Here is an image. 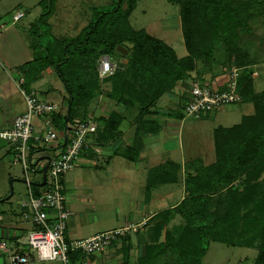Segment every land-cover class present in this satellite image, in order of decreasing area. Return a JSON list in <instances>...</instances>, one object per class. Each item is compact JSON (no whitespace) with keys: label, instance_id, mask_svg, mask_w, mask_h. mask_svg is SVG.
Returning a JSON list of instances; mask_svg holds the SVG:
<instances>
[{"label":"trees","instance_id":"1","mask_svg":"<svg viewBox=\"0 0 264 264\" xmlns=\"http://www.w3.org/2000/svg\"><path fill=\"white\" fill-rule=\"evenodd\" d=\"M167 1L179 7L180 29L188 50L183 57L145 30L131 27L129 16L137 0H113L106 11L92 8L91 21L72 38H55L50 33L48 19L56 0L40 1L42 10L28 29L32 60L18 69L24 75L27 90L31 80H36L47 68L60 81L65 93V112L57 111L49 120L58 133H69L74 120L88 117V107L98 95L99 82L105 81L110 85L109 99L125 108L137 109L136 120L139 131H143L134 135L133 145L122 155L134 161L137 144L141 145L142 136L148 133L146 129L153 127L152 134L161 129L158 121L148 120L151 109L163 94L184 83L194 70L197 55L189 45L192 35L200 34L197 40L202 41L205 25L211 23L214 37L222 30L221 39L229 44L237 38L235 31L246 28L251 18L239 4L229 6V0ZM256 3L263 14L264 4L261 0ZM123 51H127L125 56ZM103 55L116 63L125 57L126 63L122 64V70L99 80L94 65ZM253 72L240 69L237 77V93L241 101L252 104L253 112L244 115L238 124L214 129L215 159L211 164L194 160L185 165L184 196L172 209L150 218L144 255L136 264H158L167 252H171L176 264H200L211 243L256 249L253 264H264V90H255ZM120 122L121 116L114 113L102 126L115 131ZM179 170L180 165L172 161L154 168L146 183L145 198L154 186L176 183ZM32 192L39 195L35 189ZM176 216L180 218L179 225L168 227ZM129 236L116 239L123 243L124 262L128 258L125 243ZM82 260L84 256L79 252L69 255V264Z\"/></svg>","mask_w":264,"mask_h":264},{"label":"crops","instance_id":"2","mask_svg":"<svg viewBox=\"0 0 264 264\" xmlns=\"http://www.w3.org/2000/svg\"><path fill=\"white\" fill-rule=\"evenodd\" d=\"M60 1L61 0H56L54 14L57 13V6H59ZM67 3L69 6V14L67 15L69 19L66 18L64 21H77L78 19L75 18L76 14L80 16L85 14L83 19L85 23L91 21L92 8H87L86 0H67ZM19 6H17L16 9H22ZM80 7H84L83 10ZM88 9L89 13L87 12ZM22 10L26 14L27 11L24 9ZM52 17L50 19H52ZM17 23L7 26L0 33V129L9 128L14 118L26 110L25 101L15 85V79L23 75L18 68L32 60V55H30V51L27 49L28 47L31 48L28 29L33 23H30L29 27L24 26L25 28L21 29L16 28ZM178 29L181 32L179 21ZM54 35L67 38L74 37L67 36L64 32H58L57 35ZM24 38L27 42L29 41V43L22 45L21 41L24 40ZM181 40L182 46L184 47L183 38ZM169 46L174 50L173 46ZM50 73L51 71L44 72L36 80H31L28 88L36 91L40 99L56 104L58 106V111H60V107H62L63 104V96L65 95L61 83L54 89H48L45 84L41 83L46 80L44 76ZM257 77L258 75L253 77L254 84ZM22 78L24 79V77ZM193 81H198L213 89H221L226 85L228 75L222 73L217 68L191 72L184 83L176 84L170 92L163 94L155 107L151 109L152 113L148 115V120L158 121L161 129L155 134L151 132L153 127L146 129L147 131L145 132L148 133L142 136L141 145L137 144V158L134 161L127 160L122 155L128 147L133 145L134 135L139 131V123L136 120L137 109L125 108L118 105L104 96V94H100L90 102L88 116L92 117L93 122L96 124V131L88 135L86 141L89 147L80 154L75 162V166L77 164L85 166L88 173H85L83 183L78 182L76 174L72 170L63 177L65 183L66 206L70 212L65 233L66 238L90 237L100 232L123 227L128 223L143 224L139 231L130 234L128 241L125 243V246L129 249L126 262L123 261L121 249L123 243L121 240H116L103 253L87 258L84 257L87 264H136L137 259L144 255L146 241V236L144 234L149 226L148 223L150 218L159 212L172 209L184 196L183 181L185 178V165L194 160L201 161L203 165H208L213 162L205 163L200 156H196L192 159L190 158L186 161L188 156L186 157L184 153L183 144L181 142V132L185 130L186 136H193L186 132V129L188 130L191 128V124L193 127H196V129L202 131L205 130L202 129L203 127L210 124L209 119H211L212 124L216 125L214 127L212 125V129H210L213 139L214 129L218 127H231L223 126V123L220 122L233 118L237 111L236 109H229L231 106H223L212 112L211 117L209 114L204 116L203 118L206 119L202 122L192 121L186 124V120H184L182 114V107L189 96L190 86ZM114 113L121 116V122L115 131L107 126H102V123ZM243 116H241V118ZM47 121L49 122V119H34L33 123L35 130H43ZM203 123L206 125H203ZM141 131L143 130L139 132ZM196 137L199 139V134H197ZM177 139V148H172L171 144ZM193 140L192 142L194 143ZM57 147V145L50 148L45 147L31 152V161L37 169L36 172L29 173L28 180H26L24 171L21 168L23 177L15 178L16 181L25 185L27 192L28 190L32 191L34 189L41 192L44 180L42 170L47 167L48 161L54 155ZM40 150H42V152ZM174 150L178 152V157L181 158V162L171 159V154ZM1 151L4 152L2 157L8 156L10 160H12V164L16 163L13 161L10 148L7 144L0 142V152ZM34 153H37L36 159H33ZM168 161L180 165L178 180L174 183L178 188L174 193L171 188L167 191H158L160 186L174 184L154 186L150 190L149 197L146 199V183L150 173L158 165ZM120 183L124 189L123 194L117 193L121 185ZM12 195L13 192H10L9 196L0 198V222H3L4 217H6L5 224L0 225V231L3 232L2 237L4 238L3 241L0 240V254L3 255L5 264L9 255L20 252L26 247L24 244L26 234L33 229L29 212L22 209L20 204L19 208L16 210L11 207H9L8 210H3L2 207L4 204L8 203ZM19 199L20 203L23 198L19 197ZM112 210L115 212V216L111 225L95 228V226L100 224L101 214ZM1 213L5 215L2 216ZM170 224L168 227L171 226ZM87 226L89 230L86 232L84 228ZM168 227H166V229ZM166 229L162 231V234Z\"/></svg>","mask_w":264,"mask_h":264},{"label":"rangeland","instance_id":"3","mask_svg":"<svg viewBox=\"0 0 264 264\" xmlns=\"http://www.w3.org/2000/svg\"><path fill=\"white\" fill-rule=\"evenodd\" d=\"M41 0H0V19L9 20L10 13L15 11L16 7L26 10V14L24 17L20 19L17 23L16 28L21 29L26 26L29 27L30 23H34L35 19L40 14L42 7L39 4ZM257 0H229V6L238 5L242 6L245 14L251 15V18L247 22L246 28H239L235 34L237 38H233L231 43L227 44L223 42L221 38H224V32L221 30L217 36L214 37L213 33V25L207 23L205 25L206 31L203 34L204 39L202 41H198L200 38V34H193L189 45L192 48L195 55H197L196 60H194V70L192 72H199V70L205 69H213L217 68L222 73H226L228 78L230 77L231 72L234 69H240L242 71L252 69L254 71L253 77H258L255 80V89L256 90H264V13L262 14V9H260L259 5L256 3ZM264 4V0H261ZM59 6H57V13L52 15L48 19V24L50 25V33L55 38H67L64 36H55L58 32H64L67 36L76 37L79 32L89 23H85L83 20L85 14L80 16L79 14L75 15L77 21H64L69 14V6L67 5V0H61L59 2ZM87 8H95L98 10L106 11L111 8L113 0H86ZM56 5V4H55ZM56 8V6H55ZM82 10L83 8L80 7ZM19 9V8H18ZM17 10V9H16ZM85 10V9H84ZM89 9L87 10V12ZM89 13V12H88ZM91 13V12H90ZM52 17V19H50ZM178 21L180 25V16H179V7L177 4L169 3L167 0H137L135 9L130 13L129 16V24L133 29H143L148 34L162 40L163 42L174 47V50L178 57H183L188 54V50L186 47L182 46V37L181 32L178 29ZM15 26V25H14ZM25 26V27H24ZM213 27V28H212ZM25 30V29H23ZM181 30V29H180ZM65 35V36H66ZM24 36V35H23ZM72 38V37H71ZM202 38V37H201ZM31 42V39L29 40ZM29 41L22 40L21 44H28ZM28 47V46H27ZM126 47L129 48L130 45L126 44ZM31 53V48L28 49ZM127 51H123L122 55L125 56ZM126 63V58L123 57L117 63V70L120 71L123 69L122 64ZM98 63L95 61V69L97 71ZM51 71V73L47 76H44L46 80L41 83L45 84L48 89L55 88L60 85V82L51 68L45 69L44 72ZM257 73V74H256ZM100 80V79H99ZM52 89V92H53ZM98 95L104 94L107 97V93L110 90L109 83L105 81L99 82ZM259 92V91H257ZM108 98V97H107ZM113 101V100H112ZM65 102L63 100L62 107H60L61 113L65 112ZM229 109H236L237 113L233 118L228 119L226 121L220 122L223 123V126H232L240 121L241 116L247 115L253 112L252 104L248 102L241 101L237 105L231 106ZM208 115V114H207ZM210 117L212 116L209 113ZM232 115V114H231ZM206 116V115H205ZM202 116L199 119H192L184 117L186 120V124L192 121H204ZM209 118V117H208ZM208 120V119H207ZM210 124L203 127L205 130H198L196 127L190 125V129H186L191 135L186 136L185 130L181 132V142L183 144V149L185 156L188 159H192L194 157H202L203 162L208 163L214 161L215 153H214V145L213 139L211 135L210 129L216 126L212 124L211 119H209ZM185 124V125H186ZM203 125H206L203 123ZM207 130V131H206ZM197 134H199V139H197ZM194 139V140H193ZM194 141V143L192 142ZM178 139L173 141L171 144L172 148H177ZM42 152V150H40ZM3 151L0 152V198L9 196L10 192H13L12 197L9 199L7 204H4L2 207L3 210H8L9 207L16 210L19 208V197L25 198L27 190L24 184L19 181H16L15 178H22L23 174L21 171V167L19 164H12V160L8 156H3ZM36 154L34 153L33 159H36ZM209 154V155H208ZM171 159L176 160L177 162H181V158L178 157V152L174 150L172 152ZM194 160V159H193ZM133 165V164H132ZM76 174L77 180L79 183H83L85 179V173H88V170L82 164H77L74 169H71ZM69 170V171H71ZM68 171V172H69ZM67 172V173H68ZM66 175V174H65ZM238 185L239 181H235ZM121 184V183H120ZM176 191L178 188L177 185H163L160 186L158 191L169 190ZM122 191V192H121ZM124 189L122 184L119 186L117 193L123 194ZM121 201V200H120ZM115 212L108 211L107 213H102L100 217V224L95 226V228H100L102 226L111 225L114 220ZM1 215H5L1 213ZM6 217H4V221L0 222V225L5 224ZM180 218L174 217L171 221V226L176 227L180 223ZM134 225L140 223H133ZM93 227V226H91ZM86 232L89 230V227L84 228ZM171 229V228H170ZM169 229V230H170ZM139 231V230H138ZM2 231H0V240H4L2 237ZM146 241L149 236L148 231L146 230L145 234ZM2 237V238H1ZM74 239V238H73ZM164 236L162 234L160 238V242H162ZM99 255V254H97ZM171 252H167V255L162 258V260L158 264H176V261L171 257ZM168 256V257H167ZM257 256L256 249L244 248V247H233L226 244L220 243H211L209 248L202 258L200 264H253L255 258ZM87 258V257H85ZM4 257L0 254V264H5ZM28 264H61L59 261H47V262H38V261H30Z\"/></svg>","mask_w":264,"mask_h":264},{"label":"built area","instance_id":"4","mask_svg":"<svg viewBox=\"0 0 264 264\" xmlns=\"http://www.w3.org/2000/svg\"><path fill=\"white\" fill-rule=\"evenodd\" d=\"M25 12L17 9L10 13V19H0V33L9 25L17 23ZM97 75L103 80L117 70V63L107 55L97 60ZM238 69H234L226 85L221 89H213L198 81L191 83L189 96L182 108L184 117L199 119L223 106H233L241 102L237 93ZM15 85L25 101L26 110L17 115L12 125L0 129V142L9 146L13 161L21 165L25 179L36 168L31 161V152L40 148L58 146L48 165L42 170L43 184L38 196L28 190L20 207L29 212L33 229L25 237L26 247L22 252L8 256L6 264H28L30 261H59L69 264V255L79 252L84 257L103 253L118 238L141 229L142 224L127 225L104 231L85 238H66V227L70 212L66 206L64 175L74 168L75 162L82 152L88 149L87 137L95 133L96 124L92 117L76 121L70 126V132L58 133L47 121L41 131H36L33 120L49 119L58 111L54 103L42 100L34 90L24 88V79L18 76ZM78 264H87L85 260Z\"/></svg>","mask_w":264,"mask_h":264},{"label":"water","instance_id":"5","mask_svg":"<svg viewBox=\"0 0 264 264\" xmlns=\"http://www.w3.org/2000/svg\"><path fill=\"white\" fill-rule=\"evenodd\" d=\"M67 115H68V111H67Z\"/></svg>","mask_w":264,"mask_h":264}]
</instances>
